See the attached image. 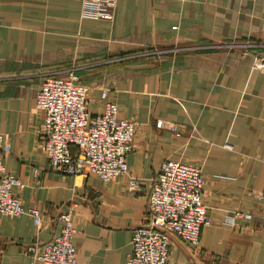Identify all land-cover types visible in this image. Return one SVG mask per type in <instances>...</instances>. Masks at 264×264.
<instances>
[{
  "label": "crops",
  "instance_id": "crops-1",
  "mask_svg": "<svg viewBox=\"0 0 264 264\" xmlns=\"http://www.w3.org/2000/svg\"><path fill=\"white\" fill-rule=\"evenodd\" d=\"M81 2L0 0L2 161L22 181L13 191L41 214L38 229L29 215L0 214V264H41L27 246L41 250L69 208L79 262L127 264L131 228L147 221L167 158L201 166L211 217L196 247L171 234L168 264H264V70L251 65L264 59V0H116L111 19L81 18ZM234 41L239 49L218 44ZM70 70L89 86V113L111 101L135 121L128 171L114 180L55 171L40 146L36 93L44 76Z\"/></svg>",
  "mask_w": 264,
  "mask_h": 264
},
{
  "label": "built area",
  "instance_id": "built-area-1",
  "mask_svg": "<svg viewBox=\"0 0 264 264\" xmlns=\"http://www.w3.org/2000/svg\"><path fill=\"white\" fill-rule=\"evenodd\" d=\"M115 2L82 0L80 17L111 19ZM251 65L264 70V59L256 58ZM88 92L89 86L81 83L73 70L67 76H44L36 93V107L43 112L40 146L53 170L72 175L94 174L108 182L128 171L126 157L134 146L136 124L131 118L119 117L118 105L111 101H104L97 113H89ZM106 95L107 91L102 90L103 99ZM164 123L159 119L155 125L161 127ZM166 127L179 134L175 123L166 122ZM8 152L10 145L0 132V214L14 219L29 215L38 229L40 211L23 204L13 191L14 186L22 185L21 179L5 172L2 154ZM37 173L35 169L34 175ZM204 180L199 165L172 158L160 164L148 194L147 221L131 228L127 264H168L171 234L192 247L198 246L201 230L211 224L208 207L202 200ZM138 188L137 178L130 176L128 191ZM257 196L262 201L258 214L264 218V192ZM234 216L251 218L253 213L234 211ZM59 217V232L41 250L33 243L27 246V252L41 264H83L74 253L72 239L76 228L71 208Z\"/></svg>",
  "mask_w": 264,
  "mask_h": 264
},
{
  "label": "rangeland",
  "instance_id": "rangeland-1",
  "mask_svg": "<svg viewBox=\"0 0 264 264\" xmlns=\"http://www.w3.org/2000/svg\"><path fill=\"white\" fill-rule=\"evenodd\" d=\"M226 43V44H225ZM240 43V42H239ZM237 41L234 42H219V45H226L225 48L230 49V50H235V49H239V47H241V44H239ZM244 47V46H243ZM175 49V48H174ZM222 49V48H220ZM248 49V48H247ZM261 70V69H260ZM79 79V77H78Z\"/></svg>",
  "mask_w": 264,
  "mask_h": 264
}]
</instances>
